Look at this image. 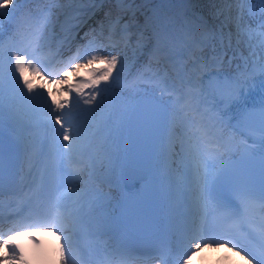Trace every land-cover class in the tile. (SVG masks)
Returning <instances> with one entry per match:
<instances>
[{"label":"snow or ice","instance_id":"obj_1","mask_svg":"<svg viewBox=\"0 0 264 264\" xmlns=\"http://www.w3.org/2000/svg\"><path fill=\"white\" fill-rule=\"evenodd\" d=\"M18 2V0H16ZM60 2V0H53V3ZM80 3H95L96 0H79ZM118 3H125L127 0H117ZM228 3H236L240 7L237 9V15L235 17L236 31L225 30V26H221L215 31H208L201 35L194 44L200 49V55H195L192 63V67L197 71L207 69L209 67H221L225 64L230 67H235L236 71L230 76L222 77L218 76L217 81L212 89L213 93H219L230 103L239 104L247 99V94L252 92L257 87L264 86V0H227ZM14 0H0V9L5 7V4L12 5ZM258 5V7L253 6ZM247 6V7H245ZM43 12L49 11V9L42 10ZM5 15L11 16L10 12H0V27H2L3 17ZM259 16L261 23L259 24L260 31L255 32L249 27L243 26V20L245 16ZM232 19V17H228ZM112 23H118V21H112ZM43 38L42 33L29 32L23 28L17 29V35L12 36L8 46V56H4V39L2 33H0V71L5 66L7 67L8 74L13 81L19 79L22 82L23 88L19 91V96L22 100L31 101L34 98L27 94L33 93L36 88H45V84L54 82L57 85H68L62 91L58 88L59 95L64 97L63 101L52 98L53 93L48 92L47 96L40 97L39 102L43 105V108L48 112V123L51 125V121L54 120L55 125H60L62 130H56L52 125L53 130L56 131V138L59 139L62 136L64 141H72L73 144L77 143L80 139V132L77 126L73 124V116L69 105L71 104L70 96L73 92L77 96L82 95V90L85 88L99 90L102 83L115 82L113 77V70L117 69L118 64L120 68H123L122 59L118 60L114 54L106 55H92L91 53H85L89 58L83 63H73L69 70L73 71L74 75H85L86 79L77 81L76 83H70L67 79H55L50 81L47 75L42 72L41 67L38 66L36 61V53L41 44ZM25 41H29L28 51L27 48H22L18 45H23ZM35 45V46H34ZM207 49L209 55L204 57L203 51ZM98 51V49H94ZM83 59V57H81ZM99 64L102 67H93L95 64ZM159 68L160 66L157 65ZM76 69H81V72H76ZM13 71L15 74H13ZM120 72H116L118 77ZM157 77L161 76V72H157ZM30 76L35 78L39 77L44 81L42 84H36ZM68 76V71H63V77ZM257 77H259L260 84L257 83ZM210 78V77H209ZM2 79V77H0ZM195 79V76L192 78ZM165 83V90L167 89V82ZM202 83V81H201ZM19 88V84L16 85ZM189 87L195 89L197 85L190 82ZM100 91H96L91 95L90 99H85L84 104H92L97 100V96L101 95ZM193 100L196 99L194 92H189ZM51 99V105L48 104V100ZM183 100L184 97L182 96ZM80 101L76 100L72 107L78 108ZM2 107V106H0ZM69 108L67 113L64 109ZM82 111H89L84 109ZM194 111L199 113V107L197 106ZM254 112L256 121L259 128L264 134V97L261 98L259 105L254 106ZM9 117L13 120L16 119V112L14 104L9 105L8 109ZM199 123H203L202 121ZM192 127H195L197 121L195 117H191ZM192 135V134H190ZM202 136H195V144L192 140H189L187 146L181 145L180 151L177 156L187 163L189 169L190 187L193 190V196L197 206H201L198 212L201 217V224L199 227H195L180 237L181 246H185L183 255L179 257L180 264H187V261L193 256L198 254V250L203 247H220L221 244L232 243V240H220L215 238L214 233H210L205 227L210 215H219L223 218V222L227 223L238 218H242L244 213L249 207V204L255 200L251 194L247 196L245 202L236 208H232L229 205L216 200L211 206L210 200H214L212 195L211 186L209 183V177L207 172L201 174V165L199 161V146ZM61 147H64L63 145ZM71 151V145L68 146ZM215 181H212V185ZM260 217L258 219V226L260 228L261 239L264 240V193L260 195ZM253 223H257L256 220ZM55 225L49 224H35L30 227H54ZM22 231L9 232L6 236L0 235V248H7L10 255L7 259L0 258V264H8L9 261H19L20 264H25L24 249L17 243H14L20 236H23ZM205 237H208L210 242L205 241ZM239 241L233 244V247L238 246ZM264 247V245H262ZM245 251L244 248L240 249ZM251 257L250 253H246ZM61 259L64 264H68L65 259V248L60 250ZM252 259L245 260V264H251ZM256 264H264V260H256Z\"/></svg>","mask_w":264,"mask_h":264},{"label":"bare ground","instance_id":"obj_2","mask_svg":"<svg viewBox=\"0 0 264 264\" xmlns=\"http://www.w3.org/2000/svg\"><path fill=\"white\" fill-rule=\"evenodd\" d=\"M31 1V0H30ZM53 0H36V7H40L43 5H49L50 2ZM67 2V0H64V4ZM28 3V0H27ZM60 2L54 3L52 6H50L48 9L49 11L45 12V14L43 15V17L39 20V24H38V29H42L43 28V23L46 19L51 18V16L53 14H56L57 12L60 11V8L58 7ZM169 0H163L162 2V6H161V10L164 12H168V7H169ZM105 4H103V6L101 7V9L97 12V14L91 19L90 23L83 28L78 37L77 40L74 44V46L71 48V53L74 51V48L80 44H82L84 36H88V37H92L94 36V27L96 25V23L99 20V14L100 11L105 8ZM6 7L9 8L10 13H13L11 16L5 15L3 17V19L7 18V20L11 19L12 17H14V14L17 13V10L21 9V2L20 5L17 4L16 0H14V3L12 5H7L4 8H2L1 12H6ZM67 12L73 13V9L70 7H64ZM9 12V11H8ZM172 12H170L169 14H171ZM183 13L184 15L189 18L192 22L193 25H190L191 28H199V26L201 25V20L198 18V16L194 13L193 9L191 6H186L184 5L183 7ZM121 14V13H120ZM123 15V13H122ZM74 15L70 14V18H72ZM34 19H31V21H33ZM36 23V20L33 22V24ZM67 22H64L61 26V31L65 32L67 30ZM166 28L168 30H166V33L170 35L171 39L173 40V45L174 48L177 49V52L179 51H185L188 47V44L190 42L193 41V39L189 38V43L184 42V39L181 38L182 33L186 32L189 36L192 34V31L189 29L187 30L186 27H184V25H181V21L179 22H167L165 23ZM175 25V26H172ZM135 29H132V31ZM212 31V30H209ZM59 33V32H58ZM181 34V36H180ZM185 34V33H184ZM186 36V35H185ZM187 39V37H185ZM166 39V38H165ZM197 40V36L195 37L194 41ZM53 41H55V39L50 40L51 43H49L47 46H49L50 48H55L56 46H53ZM137 39H134L130 42V44L132 42H136ZM166 42V41H165ZM165 42L163 43V46L165 47ZM191 49H194V52L192 51H186V57L185 60L183 59H175L177 58L178 54L176 53L174 55L175 58H173L172 56H170L169 58V63L167 62V60H165V57L160 58L155 66L157 67V65H161L163 67H165V74L164 76L168 77L170 74H174V70L175 68H179L180 70H178L179 74H180V81L183 85V90L184 93H181V95L179 96L180 101H171L170 98L174 97L175 98V92H173L172 94H169L168 96H161V94L159 92L156 91V87L153 86H149L148 88L151 90H144L142 88H134V89H130L132 87L126 88V92L122 95V98L119 100L121 103H129L130 104V108L128 110V115L132 110L133 105L143 96H151L153 98L158 99L159 101H161L164 105H166L168 111H169V123H168V127H167V131L165 133V136L162 138V140L159 142L158 147L156 149L155 155H154V159H153V165L152 167L149 169V172L153 173L155 175L156 178V185H157V189L159 190L160 193V198H161V217L163 222L165 223L166 227L168 228V230L171 233V237L174 238V236L177 234V232L179 231V227H178V223H177V218L179 217V211L181 210V206H179V201H180V195L181 193L184 191L186 193H191L193 194V190L190 187V178H187L186 182L187 185L183 186L180 183L179 177L176 175V168H175V158L173 156V153L176 151V145L174 143L175 140V128L177 126V123L179 121L178 119V115H177V111H192L193 113H195V115L197 116L198 119V123L201 122L202 120V110L205 109L204 104L200 101L199 97H198V90L197 88L195 89H191L189 87V80L187 78V72L185 71L184 67H188V65L190 66L191 62H189L188 60V56L189 55H194L198 54L196 53L197 51L200 52V49L198 47H196L195 45L190 44ZM164 50L167 52L166 48H164ZM115 51H122V50H115ZM163 49L161 48L160 50V45L157 44L155 46V49L152 52H148V53H144L143 55V59L144 61L140 62V65H144L145 63L148 65H152L151 63H149L148 61L156 58V56L162 52ZM208 50L204 49L203 51V55L205 58H207L208 54H207ZM173 67V69H172ZM60 74V69L56 70L51 76L55 77L56 75ZM32 77L30 76V79ZM38 78L33 79V82L35 83V80H37ZM58 79V78H52V81ZM59 79H65V77H60ZM84 79H86V76L84 75ZM40 84V83H38ZM54 86H50L52 87H46L41 89V88H36L33 93L28 94L31 95L35 101V104H37V109L39 108V106H41L42 104L39 102V98L44 96H47L48 92H52L53 93V97L57 99V89H61L63 87V85H57L56 83L51 84ZM169 90H171L172 88H168ZM27 94V91H24ZM189 92H194L196 95V99L193 100L192 97L189 94ZM82 94L85 95L86 92L82 91ZM180 94V93H178ZM184 97V99L182 100L181 97ZM169 97V100H168ZM20 105V104H19ZM199 107V113H196L194 111V109L196 107ZM27 107H29V105H27ZM38 112L40 113L39 109ZM40 116H42V114L40 113ZM147 122H151L153 120V114L149 111L144 112L143 114V118L147 117ZM42 119L43 116H42ZM126 121L127 120H118L113 128L112 131L105 133L104 135V139H106V143L110 145V142L113 140V138L116 137V142L112 145V149L116 150L118 152V154H116L113 157V160L107 161V174L108 177L102 179L99 181V183L101 185L105 186V190L108 191V188H111L113 184V182H115L118 179L122 178V167L124 164V157H125V145L124 147H122L121 149H115V145L118 143V140L120 138L121 135H124V139H125V143H127L128 145L130 144V141L128 139V134H127V127H126ZM201 125V123H199ZM0 135L1 134H6V136H14V137H23L21 133H17V131H20L19 127L17 126V123L15 120H13V126L10 127V130L7 129V126L3 120V123L0 122ZM77 125V124H76ZM85 128V127H84ZM41 129V125L40 123H36L35 124V129L34 131L36 132H40ZM5 130H9L10 134H7V131ZM12 130V131H11ZM136 140H140L142 142H145L146 140L143 139H136ZM89 142V141H88ZM87 142V143H88ZM117 155L120 156V160L119 162L116 164L114 163V159H116ZM138 159V157H137ZM147 162L143 163L140 166H136L134 170L136 171V173L138 171H141L142 168H144L146 166ZM112 175V179H111V183L110 185L107 184L108 179H110ZM107 186V187H106ZM79 197L81 198V200L88 205V210L91 211L90 214L91 215H95L97 213V210H93L92 208H95V206H97L99 203H106V205L103 207L104 209H107L110 206H113V201L109 200L107 195L108 194H101L98 191L95 190H91L90 186H79ZM106 195V196H104ZM94 198H98V200H95ZM94 199V200H93ZM182 205V204H181ZM104 209H101L100 211H103ZM215 250L214 248H208V249H202L198 252V254L193 255L187 262L190 261H196L199 262L200 264H226V262L224 260L219 259L218 261H214V253Z\"/></svg>","mask_w":264,"mask_h":264},{"label":"rangeland","instance_id":"obj_3","mask_svg":"<svg viewBox=\"0 0 264 264\" xmlns=\"http://www.w3.org/2000/svg\"><path fill=\"white\" fill-rule=\"evenodd\" d=\"M133 1H135L136 4L141 3V0H127L128 3H131ZM200 1H202V0H194L192 2V6L195 7L197 10L200 6ZM222 1H223L222 2L223 8H225V11L223 12V14L226 15L227 22L222 21V19H221L222 15H221V17L218 20L216 19L214 21L215 18H213L214 22H212L210 24V26L214 27L217 30L222 25L225 26V24H227L226 29L232 30L233 32H235L236 31L235 17L237 15V9L240 6L237 5L236 3H228L227 0H222ZM53 4H54L53 1H51L50 6H52ZM85 4H86V6L89 5L90 7L94 6V3H85ZM72 5H74L73 0H67V2L65 4H64V0H60V3L58 5V7L60 8V11L57 12L56 14H53L51 16V18L46 19V21L44 23V27L46 29H48L49 24H52L56 27V21H57L58 17L60 16L61 12L63 11L64 7L72 6ZM110 5L112 7H116L111 2H110ZM5 6H7V4H5ZM121 7L124 8L126 11L130 12V13H128V15L121 18L122 21L123 20H127V21L129 20L130 21L131 19H133L135 17L136 14L132 15L133 12H135V10H136L135 6H133V5L132 6L122 5ZM245 7H247V6H245ZM48 8L49 7H47L46 9H48ZM31 9H32V7L30 8V10ZM197 10H194V13L203 22L204 19L202 18V15L200 14V12L199 13L197 12ZM229 16L232 17V19H228ZM127 21L124 23V25H127ZM4 23H5V21L3 20L2 24H4ZM243 26L249 27L252 30H254L255 32L260 31L259 27L257 26V22H256L254 16H247L246 15L244 17V20H243ZM180 36H181V34H180ZM139 39L140 38H138V43L136 42L139 45H134V46L130 45L131 47H129L128 45H125V46H123L124 49L122 51H114L113 47L110 44L109 46H106L105 49L99 48L98 51H96L94 54H92V55H106L109 53L114 54L117 56L118 60L122 59L123 68H120V65L118 64L117 69L113 70V77H115V82H112V80L110 79L108 90L106 92L102 93L101 95L97 96V100L94 101L92 104H90V109H92V110H93V107H97L95 117L92 120L93 126L91 129H94L97 125L103 124V121L107 115H113L115 113V111L117 110L118 98L120 95L122 96L125 93V88L122 86V79L125 76H127L132 69H134L136 67L138 60L140 59V57L144 53H148V52L153 51V50L149 51L148 49H153V48L155 49V46L157 45V42L159 39H161V37L160 36L157 37L155 42H153L151 44V46L146 44L145 46L142 45L143 47H141L140 44H142V43H140ZM119 47H122V46H119ZM117 71L120 72V75L118 77L116 76ZM70 74H72V73H70ZM8 78H9V76L4 77L2 79V81L4 83H3V89H0V106H2L1 108H6L8 106V98H9L8 95H10L9 90L12 87L11 83L6 84ZM109 93H113V96L110 99L107 98ZM123 110L120 111L118 109L116 115L112 117V121L110 122V124L107 126L106 129H108L114 125L116 118L120 117L121 119H123L125 117V110L124 111ZM0 116H1V114H0ZM113 118H114V120H113ZM31 119L35 120L34 114L32 115ZM69 142H72V141L70 140ZM175 159L177 161V175L179 176L180 180L182 182H184L186 179V165H187V163L185 161H182L178 156Z\"/></svg>","mask_w":264,"mask_h":264},{"label":"trees","instance_id":"obj_4","mask_svg":"<svg viewBox=\"0 0 264 264\" xmlns=\"http://www.w3.org/2000/svg\"><path fill=\"white\" fill-rule=\"evenodd\" d=\"M215 1L218 4V6L222 5V3H220V0H215ZM201 6H202L201 10H203L206 14H208L210 12V9L212 8V0H202L201 1ZM224 11H225V8H222V11H221L222 19L224 20V22H227V17H226L225 14H223ZM140 18H141V16L138 15V17H136L134 19H131V20L132 21H138Z\"/></svg>","mask_w":264,"mask_h":264}]
</instances>
